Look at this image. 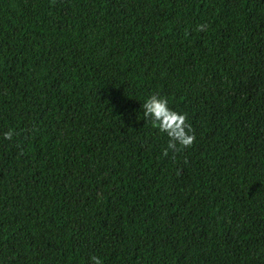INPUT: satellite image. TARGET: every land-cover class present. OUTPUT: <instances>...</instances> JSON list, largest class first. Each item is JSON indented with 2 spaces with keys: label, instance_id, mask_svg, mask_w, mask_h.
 Masks as SVG:
<instances>
[{
  "label": "trees",
  "instance_id": "16d2710c",
  "mask_svg": "<svg viewBox=\"0 0 264 264\" xmlns=\"http://www.w3.org/2000/svg\"><path fill=\"white\" fill-rule=\"evenodd\" d=\"M92 256L264 264V0H0V264Z\"/></svg>",
  "mask_w": 264,
  "mask_h": 264
},
{
  "label": "clouds",
  "instance_id": "9594fccd",
  "mask_svg": "<svg viewBox=\"0 0 264 264\" xmlns=\"http://www.w3.org/2000/svg\"><path fill=\"white\" fill-rule=\"evenodd\" d=\"M206 27L204 24L198 25L197 31H205ZM168 105V99L159 95H152L143 102L144 118L150 117L152 125L161 133H166L169 138L168 145L162 153L164 157L169 155V150L178 153L191 148L196 140L192 126L187 122L186 114L179 113ZM12 138L11 131L4 133L5 140ZM91 264H102V261L99 257L92 256Z\"/></svg>",
  "mask_w": 264,
  "mask_h": 264
}]
</instances>
